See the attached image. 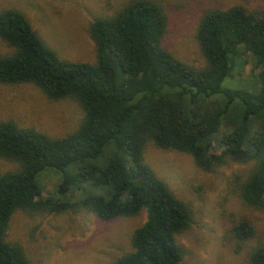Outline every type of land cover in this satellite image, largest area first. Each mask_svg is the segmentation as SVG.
I'll return each mask as SVG.
<instances>
[{
  "label": "trees",
  "instance_id": "16d2710c",
  "mask_svg": "<svg viewBox=\"0 0 264 264\" xmlns=\"http://www.w3.org/2000/svg\"><path fill=\"white\" fill-rule=\"evenodd\" d=\"M169 23L160 3L130 0L92 21L96 61L71 62L22 10L0 11V39L12 49L0 55V84H32L49 100H74L84 114L62 138L0 121V157L18 164L0 173V264H29L25 249L7 240L18 210H88L103 222L146 212L132 252L114 264H180L177 236L192 211L147 163L149 144L189 155L207 172L229 161L252 163L236 188L246 206L264 212V10L207 11L196 34L206 61L199 69L165 46ZM249 60L253 72L242 81ZM48 169L61 181L44 197L39 177ZM228 232L240 249L255 226L233 220ZM250 260L264 264V246Z\"/></svg>",
  "mask_w": 264,
  "mask_h": 264
},
{
  "label": "rangeland",
  "instance_id": "374dc122",
  "mask_svg": "<svg viewBox=\"0 0 264 264\" xmlns=\"http://www.w3.org/2000/svg\"><path fill=\"white\" fill-rule=\"evenodd\" d=\"M128 1L0 0V11L22 10L34 30L62 59L94 63L92 21L114 14ZM154 1L165 8L170 20L165 46L178 59L198 69L206 61L196 34L207 11L236 5L264 10V0ZM11 52L0 39V55ZM253 67V60H249L240 68L238 79L247 80ZM83 117L81 108L72 99L49 100L32 84H0V121H14L52 138H62L76 130ZM145 155L147 163L192 211L190 226L177 236L183 250L180 264H251L252 252L264 246V212L243 203L235 181L246 179L253 164L229 161L207 172L191 156L159 149L154 144L147 146ZM17 169L16 162L0 157V173ZM60 181L61 176L55 170L42 173L39 184L44 197L52 196ZM146 220V212L103 222L88 210L60 214L18 210L12 218L7 240L25 249L29 264H114L132 252L134 233ZM233 220H249L255 226V236L240 249L228 232Z\"/></svg>",
  "mask_w": 264,
  "mask_h": 264
}]
</instances>
